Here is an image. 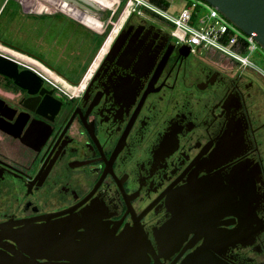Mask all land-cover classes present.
<instances>
[{"label":"flooded vegetation","instance_id":"af4514ba","mask_svg":"<svg viewBox=\"0 0 264 264\" xmlns=\"http://www.w3.org/2000/svg\"><path fill=\"white\" fill-rule=\"evenodd\" d=\"M86 32L101 44L73 76L0 40V251L27 227L24 264H264V79L150 13Z\"/></svg>","mask_w":264,"mask_h":264},{"label":"built area","instance_id":"2783aa9c","mask_svg":"<svg viewBox=\"0 0 264 264\" xmlns=\"http://www.w3.org/2000/svg\"><path fill=\"white\" fill-rule=\"evenodd\" d=\"M122 1H126V5L120 20L133 13L153 14L168 24L174 40L180 45H188L192 53L223 55L239 68L250 70L264 79V68L251 59V54L259 48L258 43L207 2L183 0L182 10L174 15L166 11L169 0L166 7L153 0H118L117 7ZM110 22L116 25L112 18Z\"/></svg>","mask_w":264,"mask_h":264},{"label":"rangeland","instance_id":"374dc122","mask_svg":"<svg viewBox=\"0 0 264 264\" xmlns=\"http://www.w3.org/2000/svg\"><path fill=\"white\" fill-rule=\"evenodd\" d=\"M75 2H78L76 0H72ZM170 1V5L166 8V11L171 13V14H178L182 8H183V0H169ZM50 1L47 0H0V35L1 36H5V31L8 32H12L15 31L17 29V27L19 26L20 28H25L27 29L28 24H33L37 23V22H44V17L43 16H39V18H32L31 20V14H33V11H38V10H43L45 11H55L57 10L58 12H61V10L57 9L55 7V4L57 3V1H54L55 3H49ZM94 2V1H93ZM80 5L83 6V8L85 10L89 9L90 12L96 13L95 16H93L94 18H91L93 20H90V24L85 23V26L87 29H91L94 32L96 31H102L103 26L106 24L109 25H113V23L110 22V19L112 18L113 22L117 23V20H120L121 17V13L126 5V1H122L120 6L117 7L118 2L115 5L112 6H103V5H98V3L94 2V4L89 3L86 0H82V3H79ZM57 5V4H56ZM117 9V10H116ZM113 10H116V13L113 12ZM32 12V13H31ZM30 14V16L28 15ZM98 16V17H97ZM42 18V19H41ZM36 20V21H35ZM104 24L102 27L100 26L99 28L98 25ZM87 29H84L83 33L81 32V35L86 37V36H90V34H88L86 31H88ZM80 36V35H79ZM79 38V37H78ZM80 39V38H79ZM19 41V40H17ZM78 41V40H77ZM76 41V43H78ZM98 43L95 45H91V44H87L88 47L84 48L81 47V49L78 48L77 50V63H78V68L79 70L83 69L86 62H88V60L92 57V55L94 54L96 48L98 47V45H100L101 40L98 38L97 39ZM16 44L18 45H23V42L17 43L15 41ZM40 42L37 41V37H33V39H31V47H20L22 50H24L26 53L22 54L21 52L17 53L21 56V54L23 56H26V58L28 57L27 55H29L28 53H30L31 55H33L34 57L40 58L42 60H45L44 62H46L49 66H52L54 68H56L57 70H59V72H63L62 70H66V55L63 54L60 57L61 59V63L59 62V65H55L54 63H58V62H54L56 59H59L58 55H56L54 53L53 57H47L44 56L43 52H39L37 48H39L38 46ZM15 44V45H16ZM16 45V46H18ZM78 45V44H77ZM85 45V46H87ZM40 49V48H39ZM17 51V50H16ZM16 53V52H15ZM30 55V56H31ZM23 56H21L23 58ZM76 57V56H75ZM75 57L73 58V60H75ZM25 59V58H23ZM31 59V58H30ZM251 59L260 67L264 68V49L261 48L259 46V48L251 54ZM72 60V61H73ZM60 61V60H58ZM28 63H30L29 60H27ZM49 62V63H48ZM75 62V61H73ZM62 69V70H60ZM260 107H261V111H264V101L260 102Z\"/></svg>","mask_w":264,"mask_h":264},{"label":"water","instance_id":"95a60500","mask_svg":"<svg viewBox=\"0 0 264 264\" xmlns=\"http://www.w3.org/2000/svg\"><path fill=\"white\" fill-rule=\"evenodd\" d=\"M216 8L227 20H229L232 24L237 26L244 33L253 37V39L258 43V45L264 49V0H203ZM188 46H183V48ZM189 48V47H188ZM2 58V56H0ZM3 59V58H2ZM8 61V60H7ZM14 65V70L17 68V64L11 61ZM2 63V62H1ZM7 70L0 68V71ZM241 168V170L235 172V175L238 174L248 175L247 173V165L236 166ZM240 184V183H239ZM242 187V185H240ZM239 185L235 188L237 194L240 193L242 203H236V206L231 205L232 200H230V196L228 197L227 207L233 208L229 211L228 215H238L240 217L239 228L232 233V231H228L226 235L228 238H234L235 240L237 232H243L247 228L251 227V223L247 220L248 214L251 211V205L248 202L250 199L248 186L243 182V187L240 188ZM228 190H231L230 188ZM234 199V197H233ZM254 213V212H253ZM255 216V215H254ZM256 219V218H255ZM227 224H231L230 221H226ZM205 223V222H204ZM211 227H209L211 234L214 236V231H216V223H210ZM201 226V225H200ZM209 231V232H210ZM16 236H11V238L16 241L19 247L23 250L22 252H27L31 254V231L25 227L21 228ZM218 235V234H217ZM207 236V233H206ZM205 236V237H206ZM223 236V237H224ZM207 237L205 243L199 247V249L192 255V257L196 260L204 253H208L209 244L214 239L213 237ZM22 252L13 251L14 256L9 255L7 253L0 251V264H24L23 254ZM211 261L208 264H228L226 262H220L217 260L213 253H210ZM207 264V263H205Z\"/></svg>","mask_w":264,"mask_h":264},{"label":"crops","instance_id":"0c3cea01","mask_svg":"<svg viewBox=\"0 0 264 264\" xmlns=\"http://www.w3.org/2000/svg\"><path fill=\"white\" fill-rule=\"evenodd\" d=\"M70 4H73L77 10H81L82 12H87L89 15L91 16H95L96 13L90 12L89 9L85 10L83 8L82 5H80L79 3H82V0H76L78 2L72 1V0H64ZM91 4H94V2L97 3V1L95 0H86ZM94 1V2H93ZM99 5V3H98ZM56 7V6H55ZM57 9L61 10V12H58L57 10L55 11H45L43 10H38V11H33V14H31V20L32 18H39V16H43L44 17V22H37L33 24H28L27 29L25 28H20L19 26L17 27V29L15 31L12 32H8L5 31V36H1L0 35V40H4L7 42H12L14 44L15 41L17 43L23 42V45H18L20 47H31V39H33V37H37V41H39L40 45L38 46L39 48L38 51L43 52L41 54H43L44 56L47 57H53L54 53L56 55H58L59 59H56L54 62H58V63H54L55 65H59V62L61 63V59L60 57H63L61 55L65 54L66 55V59H67V63H66V70H62L65 72V74L68 75H77L80 74L82 72H84L85 70L87 71V69L90 68V66L92 65V63H90L91 58L88 60V62H86L85 66L83 69L79 70L78 68V63L76 61L77 59V50L78 48L81 49V47L84 46V48L88 47L89 44L91 45H96L98 43L97 36H82V33L84 32V29H87L85 26V23L82 19L75 17L74 15H72L70 12L65 11L60 9L59 7H56ZM114 12V10H113ZM32 13V12H31ZM116 13V11H115ZM30 16V14H28ZM35 16V17H34ZM98 17V16H97ZM35 18V19H36ZM42 19V18H41ZM36 21V20H35ZM122 20H117V23L115 22V24H119L121 23ZM102 27V24L98 26ZM88 27V26H87ZM88 30H91L90 28ZM100 32V31H98ZM97 33V32H95ZM80 35V36H79ZM80 39H79V38ZM19 40V41H17ZM78 40V41H77ZM76 41L78 43H76ZM78 44V45H77ZM88 44V45H87ZM101 44V43H100ZM87 45V46H85ZM100 45H98L99 47ZM97 47V48H98ZM96 48V50H97ZM95 50V51H96ZM76 56V57H75ZM75 57V60H73V58ZM60 60V61H58ZM75 62H73V61ZM88 67V68H87Z\"/></svg>","mask_w":264,"mask_h":264},{"label":"bare ground","instance_id":"6f19581e","mask_svg":"<svg viewBox=\"0 0 264 264\" xmlns=\"http://www.w3.org/2000/svg\"><path fill=\"white\" fill-rule=\"evenodd\" d=\"M47 1H50L51 3H55L54 1H57V3H56L57 5L55 4L56 7H59L62 10L68 11L72 15H74L75 17L80 18L82 20L90 21L91 20L90 17H93V16L89 15L87 12H82L81 10H77V8L73 4H70L64 0H47ZM95 1H97V3H99V5H103V6H109L110 5V6H112V5H115L118 0H95Z\"/></svg>","mask_w":264,"mask_h":264},{"label":"trees","instance_id":"16d2710c","mask_svg":"<svg viewBox=\"0 0 264 264\" xmlns=\"http://www.w3.org/2000/svg\"><path fill=\"white\" fill-rule=\"evenodd\" d=\"M153 1H155L157 4H159V5H161V6H168V2H167V0H153Z\"/></svg>","mask_w":264,"mask_h":264}]
</instances>
